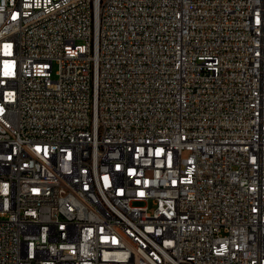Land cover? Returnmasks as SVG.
<instances>
[{
	"label": "built area",
	"instance_id": "built-area-1",
	"mask_svg": "<svg viewBox=\"0 0 264 264\" xmlns=\"http://www.w3.org/2000/svg\"><path fill=\"white\" fill-rule=\"evenodd\" d=\"M0 264H264V0H0Z\"/></svg>",
	"mask_w": 264,
	"mask_h": 264
}]
</instances>
